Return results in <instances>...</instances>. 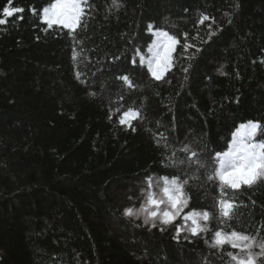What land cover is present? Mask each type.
I'll return each mask as SVG.
<instances>
[{"label": "trees", "instance_id": "obj_1", "mask_svg": "<svg viewBox=\"0 0 264 264\" xmlns=\"http://www.w3.org/2000/svg\"><path fill=\"white\" fill-rule=\"evenodd\" d=\"M52 2L0 0V264H234L238 249L209 245L219 228L264 239V179L226 189L238 206L221 224L218 182L180 149L215 158L248 122L264 141V0H86L72 35L41 22ZM159 31L179 43L157 81ZM130 109L135 130L118 122ZM164 176L188 179L184 213L215 214L209 231L124 215Z\"/></svg>", "mask_w": 264, "mask_h": 264}, {"label": "snow or ice", "instance_id": "obj_2", "mask_svg": "<svg viewBox=\"0 0 264 264\" xmlns=\"http://www.w3.org/2000/svg\"><path fill=\"white\" fill-rule=\"evenodd\" d=\"M9 2L11 3V0ZM84 2L86 0H53L48 7L40 10L41 22L49 27L53 25L60 26L67 29L69 35H72L80 27L82 16L85 14V9L82 6ZM113 4L116 5V0H113ZM22 11V8L6 6L2 10V14L3 17H12ZM207 19L209 18L204 16L201 23ZM5 23L6 20L0 18V25ZM155 36L156 39L151 46V57L147 61V71L153 79L159 81L170 69L174 50L179 41L166 31L156 32ZM72 38L75 39V36ZM188 47L190 45H185V50ZM197 51H200V49H197ZM144 59L141 56V64ZM133 63L135 64V61ZM121 79L127 83L130 78L124 76ZM139 116V111L130 109L120 114L118 122L122 126L135 130L132 121ZM260 130L262 129L258 122H248L245 125H241L234 134V143L230 150L223 154L216 153L215 158H212L210 154L202 155L193 150L190 145H184L180 149V151L190 153L187 156L189 165L196 163L200 168L208 170L207 181L218 182L219 199L216 201V207L218 208V217L221 224H226L232 218V213L238 206L234 199L228 198L226 189H231L235 192L240 190L242 186L251 187L258 180L264 179V141L256 142L254 139L257 131ZM180 163H184V161L182 160ZM160 179L163 182V187L160 188V195L157 196L156 193L149 190L146 196L147 205L142 204L141 209L136 212L131 208H126L124 215L138 216L146 213L145 224L151 222L152 227H156V221L158 220L165 227L173 226L177 237L185 230L193 236L209 231L208 222L210 219L215 218V214L208 210H192L184 213V209L188 208L190 204V197L185 192V185L189 182L188 179L181 180L179 177L169 178L167 176ZM149 189H151L150 182ZM162 205L165 206L163 210H161ZM178 219H183L186 222L190 221L191 224L190 226L177 225L176 221ZM224 245H230L232 249L239 250L235 254L233 252L227 253L230 261L234 262V264H257L258 258L264 256V239L257 241L255 237L245 233L235 230L228 232L223 228H219L214 231L213 239L209 246L223 248ZM253 247H258L260 249L259 253H254L252 251Z\"/></svg>", "mask_w": 264, "mask_h": 264}, {"label": "rangeland", "instance_id": "obj_3", "mask_svg": "<svg viewBox=\"0 0 264 264\" xmlns=\"http://www.w3.org/2000/svg\"><path fill=\"white\" fill-rule=\"evenodd\" d=\"M160 188H161L160 183H158L156 179H154L151 182V189H149V184L148 185H146V184L141 185L140 184L139 186H137L136 191H137V193L140 194V198L138 197V199H136L134 202H136V201L139 200V204L137 206H135V207H132L131 209H133V211L136 212V211H138V210L141 209L142 204L146 206L147 205V201H146L147 192L149 190H151L154 193H156L157 196H159L160 195ZM164 207L165 206L162 205L161 206V210H163ZM149 210H153V209H149ZM146 215H147L146 213H143V214L138 215V216L137 215H133V216H128V217L130 219L134 220V221H138L141 225H145V226H148V227H152L151 222L148 223V224H145L144 221H145ZM182 223L185 224V225H187V226H190V224H191L190 221H187V222L186 221H182ZM157 224H160L158 220L156 221V225ZM185 233H189V232L187 230H185ZM252 251L254 253H259L260 249L258 247H253Z\"/></svg>", "mask_w": 264, "mask_h": 264}]
</instances>
